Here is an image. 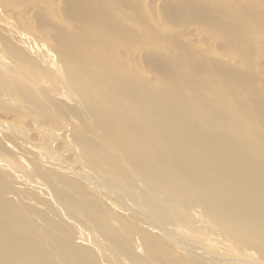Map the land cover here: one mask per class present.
<instances>
[{
	"label": "bare ground",
	"instance_id": "6f19581e",
	"mask_svg": "<svg viewBox=\"0 0 264 264\" xmlns=\"http://www.w3.org/2000/svg\"><path fill=\"white\" fill-rule=\"evenodd\" d=\"M8 1L0 0V87L6 89L0 93V149H2L0 152V264H14V257L9 247L15 243H17V264H38L36 252L38 248H42L47 242L65 247L66 238L73 233L93 236L98 243L96 244L98 250L105 252L111 264H164L162 256L166 253L162 256L159 253H162L161 249L172 241L174 244L177 242L179 246L177 249L174 247L175 253L176 250L180 253L184 250L185 253L188 251L196 255H192L190 260L188 255L181 253L187 260L194 259V263L199 257L205 259L206 253L201 247V238L200 248L199 246L195 248L189 245L191 242L186 243L178 239L182 237L185 239L184 235H187L185 232L187 229H181L180 225L184 226L182 223L179 225L178 222L172 223L171 220V223L165 224L157 221L159 218L165 221L162 218L168 217L167 215L174 210L175 216L172 215L177 217L180 210L187 206L194 208L200 206L203 209L202 213L199 207L195 208L196 211L191 210L193 215L191 213L190 215L194 216V212L199 209V214L197 212L195 216H199L203 220L202 223L212 222L222 230V232L219 230L220 233H224V236L229 238L227 240L216 233L218 236L216 238L220 237L218 243L211 237L212 241L216 244L220 241L226 248L231 245V238L232 241L233 238L241 239L247 245L255 247L253 250L245 249L244 244L241 247L236 244L237 241H234L239 245L236 246L239 247L238 250L240 248L243 252L247 250V254L244 252L245 255L240 253L242 257L248 258H245L244 264H262L258 256L264 258V180L262 179L264 147L259 142L264 144V100L255 102V97L261 94L253 88V84L250 81L245 84L243 77L236 79L233 73L227 70V83L236 87L232 92H227V101H225L223 92L225 71L221 69L215 79L218 84L217 102L204 105L193 101L191 94L206 95L207 80L203 72L194 71L189 67V61L183 63L176 60L170 64L163 63L160 75L152 73L156 84L162 82L164 78L170 81L175 77V83L163 85V89L177 96L180 95L181 103L198 104L200 105L198 109L202 110L218 109L223 115L225 114L224 118L229 119L227 126H223L222 121L219 126L216 124L220 121L218 116L214 117L210 124L204 126L195 124L192 128L201 129V133L191 138L190 144L202 139L205 142L203 145L206 154L202 155L195 151H190L188 155L181 154L183 148L179 147L178 143L164 142L163 139L167 135L179 136L185 133L180 130L168 131L173 127L183 128L180 119L183 112L187 117H191L189 106L180 107L177 116L172 103L168 107H157L156 111L172 115L169 121L149 117L147 103L144 101L148 91L145 92L143 75L140 77L142 87L136 93L130 88L133 84L128 73L127 75L120 73L118 61L100 59L83 52L81 48L78 49L80 43L76 44L78 48L70 46L72 53L65 49L56 52L57 49L55 48L54 51L52 48L53 42L50 43L47 40L50 38H46L49 33L43 34L46 41L42 39L43 42L39 44L30 30L24 28L23 30L28 32H21L17 29V22L16 25L13 23L17 18V9H10L11 16H6L7 9L2 5ZM155 1L158 4L160 1L163 2V0ZM51 4L59 11L62 2L53 0ZM23 9L25 16L30 19L28 16L30 14L26 12L27 7ZM23 9H19L18 12ZM82 16L88 26L102 30L106 37L108 34L109 36L115 34V29L108 24L109 18ZM32 20L34 19L30 22ZM168 27L170 28L169 25ZM123 28L125 29L123 33H129L126 31L128 27ZM169 28L167 29L170 30ZM202 30L196 29L189 36L198 41L196 43H200L206 35ZM39 34L42 35L40 32ZM64 39L61 43L64 41L66 44L71 43H67L68 40ZM11 42L19 48L30 50L32 58L23 57L22 55L27 53L24 51L22 55L18 53L20 51L16 53L17 50H13L16 47L13 48ZM44 42L52 44L53 46L50 47L53 50L47 46L49 43ZM75 52L76 54L73 55ZM7 53L16 60V65L7 62L11 60L6 58ZM221 55L222 62L225 60L229 65L232 62L241 64L242 59H237L235 54L227 52ZM35 65L40 68H36ZM13 77L18 78L16 80ZM13 80L17 82L16 85L13 84ZM9 81L13 83L7 85ZM209 81L211 80L208 79ZM198 82L205 84V87L201 89L194 87ZM239 83L252 90L249 89L245 93L247 98L242 101V105L239 106L238 103L236 106ZM210 93L215 94L213 88ZM163 99L161 98V101ZM17 108L22 116L19 113V115L14 114ZM246 108L248 110L244 111L243 109ZM18 116L21 119H18L20 118ZM231 129L234 131L230 132ZM238 129L243 132H239ZM227 130L229 132L226 144L221 147L231 152L241 151L243 157L236 163L223 161L221 165L225 169L221 168L220 172H223L219 174L215 172L217 164L215 154L218 150L207 146L212 143L209 141L211 137L215 138L217 134L223 135ZM122 153L124 158L121 162ZM245 160H248L249 164L244 168ZM122 163L133 166L135 173L128 175L119 172L123 169ZM181 164V170L188 172L186 177L175 171ZM234 164L244 176L241 180L245 181V184H240L236 179L239 173ZM164 166L171 170L167 171ZM218 176L221 177L219 180ZM156 180L172 186L171 188L185 189L182 195L185 198H191L190 191H192L196 195L194 199L196 204L172 197L168 191H160L154 187ZM177 207L182 208H178V213ZM188 207L184 212L186 214L190 211ZM164 212L166 215L163 214ZM16 220L17 223H11ZM190 224H186L187 227L191 226ZM201 225L205 228L203 224ZM207 228L206 230L209 229ZM189 230L190 227L188 233L191 232ZM193 232L199 236L200 232ZM179 235L182 237H178ZM112 236L119 237V242ZM203 236L205 237V234ZM165 237L172 241L165 242L168 240ZM158 238H165L161 239L164 242H160ZM205 238L207 239V235ZM120 242L123 252L128 255L125 259L120 258L119 253L116 254L115 243L119 246ZM160 243L167 244H163L161 248ZM204 244V247L208 246L206 248L210 249L209 245ZM171 246L174 245L170 243L166 248L170 247L172 251ZM219 248L223 250L222 246ZM230 251L228 255L232 254L229 253ZM180 253L176 254L180 255ZM220 254L217 255L218 258L223 257ZM171 255L172 257L167 260H174L173 254ZM204 259L201 261L199 258L198 262L203 264ZM169 261H165V264L181 263L175 260L173 263ZM210 261L208 264L211 263Z\"/></svg>",
	"mask_w": 264,
	"mask_h": 264
},
{
	"label": "rangeland",
	"instance_id": "374dc122",
	"mask_svg": "<svg viewBox=\"0 0 264 264\" xmlns=\"http://www.w3.org/2000/svg\"><path fill=\"white\" fill-rule=\"evenodd\" d=\"M61 2L62 4L60 5L59 11L55 10V8L53 7L54 5L52 6L51 3H53V0H9L6 3H3L2 7L7 9L5 11L7 17L11 16L10 9H17V18L14 19L16 21H13V23L16 25L15 22H17V29L21 32H24L25 30H30L31 33H33V38L38 41L39 44L41 43L42 39H45L44 41H46V38H50L47 40L50 43L53 42L52 44H54V47H52L53 45L49 42H44L45 44H50H47V46H49V49H51L52 47L55 51L56 48V52H59L60 49H65V51H70V53H72V49L70 46L72 45V47L75 46V48H78L77 43H80L78 49L80 50L81 48L83 52L89 53L100 59H110L118 61V69L120 70V73L123 75H127L128 73V75L130 76V81L133 84V86L130 88L134 89V92H138L141 89L142 83L140 77L141 75H143L145 92L148 91V96L144 101L147 103V111L149 117H157L161 121H169L172 115H167L156 111L157 107H168L169 104L172 103L175 115L177 116L180 107L185 108L189 106L191 110L188 111H191V117H187L186 113L183 112L182 118L180 119L183 128L173 127L168 131L171 132L175 130H180L185 131V133L179 134V136L167 135L166 138L163 139L164 142L169 141L172 143H178V146L183 148V151L180 152L181 154L188 155L190 151H195L202 155L206 154V150H204L205 147L203 145L205 142L202 139L198 140V142L196 141L193 144H190L191 138L201 133V129L192 128L195 124H201L202 126L210 124L214 120V117L218 116L220 118V121L216 124L219 126V123L222 121L223 126H227L229 124V119L224 118L225 114L223 115L222 111H219L218 109L202 110L198 109L200 107V105L198 104L187 105L181 103L179 101L181 98L180 95L177 96L175 95V93L169 92L167 89H163V85L168 86L169 84H174L176 80L175 77H172L170 81L164 78L162 82L156 84L152 73L160 75V73L162 72L163 63L170 64L171 62H174L176 60H179V62L183 63L189 61V67L192 70L197 72H203V76H205L207 80L206 87L208 93L204 96H202L201 94L192 93L191 99L195 102H200L204 105H208L211 102H217L216 93L218 91V84L215 79L218 73H220L221 69H224L225 71V86L223 88L225 101H227V92H232V90H234L236 87V85L231 86L227 83V70H230L236 79H238L239 77H243L244 79H242L245 84L247 81H250L253 84V88H256L261 94L260 96L255 97L256 103H259L260 100H264V0H163L165 7L163 6V2L160 1L158 4L155 0H61ZM12 4H14V7H12ZM26 7L28 9V11L26 12H28L30 15H32L34 12L32 16L28 15L30 19H28L27 16H25L24 14L25 9L23 8ZM19 9L23 10H21V12H18L20 11ZM18 14L24 15L27 19L25 20L24 16L20 15L22 16L20 17ZM82 15H90L93 18H98L99 16L109 18V20H107L108 24L115 29V34H113L112 36H109L110 34H108V36L106 37L105 32H103L102 30L88 26L85 23ZM31 19H34L32 20L33 23L32 21L30 22ZM168 25L171 29L168 27ZM124 26L128 27L126 31L129 33H123L125 32V29L123 28ZM165 27L169 28L170 30L166 28L168 30L167 32ZM24 28L25 30H23ZM196 29H203L206 34L200 40V43H196L198 41L189 36L192 31ZM39 32L42 33V35H40ZM43 34L48 35H45V38ZM29 35L32 36V34ZM35 35H37V38L35 37ZM56 35L57 37L55 38ZM219 37H221L220 40ZM64 38L68 40L67 43H71H68L69 45L66 44V41L61 43L62 39ZM12 44L14 45L13 48L16 47V49H13L15 51L17 50L16 53L20 51L18 53L22 55L27 52L22 56L25 58H32V56H30V50L22 47L19 48V46H16L14 43ZM78 49L76 50L79 51ZM227 52L235 54L237 59L241 58V64H239L238 62H232L231 65H229L226 63L227 61L225 60H223L225 63L222 62L221 54ZM75 54L76 52L73 55ZM5 56L6 58H11V60H7L10 65H13L16 62V60H14L10 54L8 55L7 53V55ZM33 57L36 58L35 55ZM34 60L36 61L37 58ZM14 65H16V63ZM35 67L40 68L38 67V65H35ZM208 79L211 81L208 82ZM11 82H7V85ZM139 83L140 86H138ZM13 84L16 85L17 82H14ZM194 87H196L197 89H201L205 87V84L198 82L194 84ZM212 88L215 91L214 95H211L210 93ZM0 89V93L1 91L4 92L6 90L3 89V87H0ZM249 89L252 90L251 88H248L241 83L237 85L239 97L235 100H238L239 102H235L236 106L238 103L239 106L242 105V101L247 98L245 96V93ZM161 98H164L163 101H161ZM193 107L196 109H194ZM225 107L226 103L224 104V108ZM248 108L243 110L246 111L248 110ZM239 109L241 111L240 107ZM9 111L11 112V109H9ZM15 113H19L21 116L23 115L20 113L18 108L17 111L14 112V114ZM18 119H21V117ZM229 131L233 132L234 130L231 129ZM229 131H225L226 133H224L223 135L217 134L215 138L211 137L209 141H211L212 143L207 146L217 148L218 150V152H216L215 154L217 162L215 172L219 174L223 172H220L221 168L225 169V167L221 165L223 161L227 160L229 162L236 163L239 162V159L243 157L241 151L231 152L221 147V145L225 146L226 140L228 138L227 133ZM238 131L243 132L241 129H238ZM187 132H189L190 134L186 135ZM259 143L261 144V146L264 147V144L262 142ZM0 152H2V149H0ZM123 158L124 153H122V157L120 158L121 162ZM168 164H170L169 160ZM182 164L178 165L175 171L180 172L183 177H186L188 175V172H185V170H181ZM248 164L249 161L245 160L243 162V167L245 168ZM234 166L236 171L239 173L236 179H238L240 184H245L246 182L241 180L244 176L239 172L238 166H236L235 164ZM165 168L167 169V171L171 170L169 167ZM262 168L264 169V167ZM119 172L130 175L131 173H135V170L133 166L123 164V169H121ZM220 178L221 177L218 176L217 179L219 180ZM262 179L264 180V175L262 176ZM159 182L160 181L156 180L154 187H156L160 191H168V193L172 197L196 204L194 201L196 195L192 191H190V193H192L191 198H185L184 196H182L185 193V189L171 188L172 186ZM199 207L200 206H195V208ZM178 208L182 209L180 207H177V209ZM186 208L183 209L184 211L180 210L181 213L178 209L177 213H179L178 215L176 214L177 217H173L174 213L176 212L174 210L172 211L173 213L171 212L167 215L168 217L162 218L165 219V221L163 220L164 222L160 220L161 218H159V220L157 219V221H160L161 223L165 224L171 223V220H173L172 223L178 222L179 225L182 223L184 226L182 227V225H180L181 229H187L185 230L187 235H184L185 239H182L183 237L181 235H179L178 237L181 236L182 238H177L184 242L186 241V243L188 241V243L191 242L189 245H192L195 248L196 246H199L198 248H200L202 243L201 247L202 249H204L203 251L206 254L203 253L205 259L201 257L199 258L201 259V261L204 259V263L202 262L203 264H208L209 261L212 259L214 260L212 262L210 261V264L245 263L246 256L242 257V254L240 253H243V255H245V253L247 254V250H245L244 253L241 248L240 250H238L239 247L237 248L236 246L241 245L242 247L244 244L243 247H246L245 249L249 248L250 250H253L255 248L253 245H247L246 243L242 242L241 239L236 240L235 238H233V241L231 238L230 244L233 246L228 244L230 248H228L229 246H226V248H224L225 246H223L220 241L219 244H216L215 241L218 243L219 238L224 236V233L222 234L219 232V230L221 232L222 230L218 228L217 225L212 224V222L205 221L204 223H202L203 220L199 216H195L197 215L195 213L198 212L199 214V211L202 213L203 209L201 207L200 210L197 209V212H194V216H191L193 215L191 210L196 211L194 206L188 207V209L190 210L188 211L189 214L184 213L187 210ZM182 212L184 215H182ZM163 214L166 215L165 212ZM190 216L192 218H190ZM198 217L200 219H198ZM154 221H156V219ZM189 221H191V224L189 223ZM193 222H196L198 225H194L195 223ZM11 223H17V220L12 221ZM155 223L157 224L159 222ZM186 224H190L191 226L187 227ZM201 224H203L205 228L202 227ZM206 225L209 226H207L209 229L206 227ZM197 226H199V228ZM189 227V231H191V229L193 228L192 231L189 232L190 235L187 232ZM194 227L196 228V230H194ZM215 227L218 229H216ZM206 228L211 231L206 230ZM14 230L15 228L12 232H14ZM193 231L200 232H197L199 236H197V234L195 233L196 236L194 238L195 234H193ZM205 231H207L208 234L205 233ZM212 233L215 234L213 235ZM216 233H218L219 236L221 234V236L219 238H216L218 237L216 236ZM203 234H205V237L207 235V239L203 236ZM186 236H189L194 240L188 239V237ZM112 237L119 242V237ZM211 237L216 240L212 241ZM165 238L158 239L160 242H164L162 240ZM203 238L206 241H204ZM225 239L228 240L229 238L225 237ZM169 240L172 241L168 238V240H166L165 242ZM199 240L202 242L200 243ZM66 241L67 246L65 247H59L55 244H52L51 242H47L43 245L42 248H38L36 250L38 264H111V260L107 258V256L104 254L105 252H100V250H98L99 248L96 245L98 243L93 236H87L85 234L80 233H73L72 235H69L66 238ZM197 241L200 243V245ZM234 241H237L236 244L239 245H236ZM212 242L213 244H211ZM233 242L235 245L233 244ZM170 243L174 245L171 246L172 251L170 247L166 248V246H169ZM170 243H166L167 245L163 243L164 245H166L165 247H163V244L160 243L162 244V246L160 245L159 247H163V249L160 248L162 250V253L160 252L159 255L161 254L162 256L163 253H166L165 255H167V257L165 255L162 256L163 261L161 260L162 257H160V261H162V263L165 264V261H169L167 260V258L172 257L171 254H173L172 259H174L176 262H181L180 264H191L190 262H192V264H201L198 262L199 258L197 259V261L195 260L196 262L194 263V259L193 261H190L193 254L188 253V251L185 253V251L183 250V252L188 255L190 260L189 258L187 260L185 256H182V254L184 255L182 251V254L180 253V251H178L180 255L176 254L178 252L176 250L175 253L174 247L177 249V242H175L176 244H174V241ZM203 244L209 245L210 249L214 250L211 251L209 248H206L208 246L204 247ZM214 244L217 247H214ZM220 246H222V251L219 248ZM235 248H237V250H235ZM9 249L11 250V255L14 257V264H17V243L10 245ZM115 249L116 254H120V258L125 259L128 257V255L123 252L124 249L122 247L121 242L119 243V246L115 243ZM119 249L123 253L119 252ZM225 249H227V251ZM229 250H231L229 253H232L233 255H228ZM198 253L202 254L201 251H198ZM211 254L215 255H213L214 258ZM219 254L225 259L220 256L218 258L217 255ZM237 254H240V257ZM175 255L177 256V260L175 259ZM230 255H232V257ZM183 257H185L186 259ZM210 257H212V259H209ZM164 258L166 259L164 260ZM206 258H208L209 260H207ZM221 258H223L222 261ZM228 258L230 259V261ZM258 259L259 262L262 261L263 263H261L264 264V258L261 259V257L258 256ZM174 260L170 261L173 263ZM206 260L208 263H206Z\"/></svg>",
	"mask_w": 264,
	"mask_h": 264
}]
</instances>
